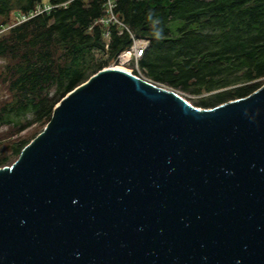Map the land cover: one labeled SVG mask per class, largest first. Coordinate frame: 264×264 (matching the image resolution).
Returning a JSON list of instances; mask_svg holds the SVG:
<instances>
[{
    "label": "water",
    "instance_id": "1",
    "mask_svg": "<svg viewBox=\"0 0 264 264\" xmlns=\"http://www.w3.org/2000/svg\"><path fill=\"white\" fill-rule=\"evenodd\" d=\"M0 264H264V83L202 108L92 74L0 167Z\"/></svg>",
    "mask_w": 264,
    "mask_h": 264
},
{
    "label": "trees",
    "instance_id": "2",
    "mask_svg": "<svg viewBox=\"0 0 264 264\" xmlns=\"http://www.w3.org/2000/svg\"><path fill=\"white\" fill-rule=\"evenodd\" d=\"M44 2L56 7L16 20ZM114 2L129 31L98 22L104 0H0V167L18 158L62 97L131 46L130 33L148 40L138 61L144 75L196 96L195 106L264 83V0Z\"/></svg>",
    "mask_w": 264,
    "mask_h": 264
},
{
    "label": "built area",
    "instance_id": "3",
    "mask_svg": "<svg viewBox=\"0 0 264 264\" xmlns=\"http://www.w3.org/2000/svg\"><path fill=\"white\" fill-rule=\"evenodd\" d=\"M62 5H65V3H62ZM54 7H56L55 4H51L49 2H44V3H40L38 4L34 10L30 11L28 14H23L20 16L16 17V20L18 22L23 21L33 15L39 14V13H43V12H49L51 11ZM115 7V2L114 0H104L103 3V16L100 17L98 19V22L104 25H109V24H117L119 27L121 28H125L126 30H128L127 26L122 23L117 16L115 15L113 9ZM5 28L1 29L0 31H3ZM129 31V30H128ZM131 38H132V44L129 48L123 50L122 52H120L118 54V56L116 57V59L113 61L117 66H126L129 63H132L135 67V73H133L134 75L154 82L151 79L147 78L144 75L143 70H141V68H139L138 66V61L141 58L143 52L145 51L146 47L148 46V40L144 39V38H136L133 36L132 33H130ZM104 37L107 39L109 37V32L106 30L104 33ZM157 83V82H155ZM160 84V83H158Z\"/></svg>",
    "mask_w": 264,
    "mask_h": 264
},
{
    "label": "rangeland",
    "instance_id": "4",
    "mask_svg": "<svg viewBox=\"0 0 264 264\" xmlns=\"http://www.w3.org/2000/svg\"><path fill=\"white\" fill-rule=\"evenodd\" d=\"M3 61L2 60H0V64L2 63ZM116 67L117 65L114 63V62H111L110 64H109V66L108 67ZM118 67H121V66H118ZM124 68L123 69H126L127 71H129V72H131L132 74L133 73H135L134 71H135V67H134V65L132 64V63H129L128 65H126V66H123ZM161 84V83H160ZM166 86V85H165ZM181 96H183L187 101H189L191 104H195V99H196V96H194V95H191V94H188V93H186V92H183V91H181V90H176ZM5 130V128H0V132H2V131H4ZM30 131V130H29ZM29 131H27V132H29ZM24 134V133H23ZM12 162H10L8 165H10Z\"/></svg>",
    "mask_w": 264,
    "mask_h": 264
},
{
    "label": "bare ground",
    "instance_id": "5",
    "mask_svg": "<svg viewBox=\"0 0 264 264\" xmlns=\"http://www.w3.org/2000/svg\"><path fill=\"white\" fill-rule=\"evenodd\" d=\"M114 67V66H113ZM114 68H118V69H121V70H125V71H127L126 69H123L124 67L123 66H121V67H118V66H116V67H114ZM127 72H129V71H127ZM131 73V72H130Z\"/></svg>",
    "mask_w": 264,
    "mask_h": 264
}]
</instances>
